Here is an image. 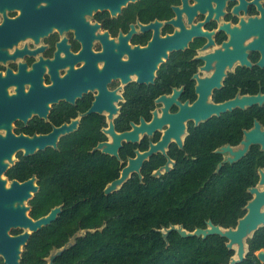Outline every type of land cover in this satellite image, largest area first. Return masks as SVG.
I'll return each instance as SVG.
<instances>
[{
	"label": "flooded vegetation",
	"instance_id": "obj_1",
	"mask_svg": "<svg viewBox=\"0 0 264 264\" xmlns=\"http://www.w3.org/2000/svg\"><path fill=\"white\" fill-rule=\"evenodd\" d=\"M57 8L49 0H0V264H55L84 234L43 256L36 236L45 227L32 231L23 223L53 210L36 217L34 201L39 171L63 147L126 166L167 139L145 163H175L173 151L184 150L189 137L194 146L225 139L218 153L248 142V153L262 151L264 0ZM199 101L244 105L199 122L175 118ZM107 144H120L117 155L104 151ZM252 188L264 186L259 180Z\"/></svg>",
	"mask_w": 264,
	"mask_h": 264
},
{
	"label": "trees",
	"instance_id": "obj_2",
	"mask_svg": "<svg viewBox=\"0 0 264 264\" xmlns=\"http://www.w3.org/2000/svg\"><path fill=\"white\" fill-rule=\"evenodd\" d=\"M191 141L189 137L181 152L173 151L176 162L169 172L154 176L166 162H146L142 177L133 174L112 194L105 189L120 177L126 162L106 156L92 161L76 146L56 151L49 169L45 164L39 171L42 191L34 201L35 216L56 207L62 212L37 234V249L48 255L83 231L55 264H231L236 250L227 247L226 238L165 232L173 226L188 232L207 229L210 221L235 229L253 199L249 189L260 180L264 153L253 148L230 163L217 152L225 139L195 146ZM246 245V257L238 264H263L257 253L264 250V226Z\"/></svg>",
	"mask_w": 264,
	"mask_h": 264
},
{
	"label": "water",
	"instance_id": "obj_3",
	"mask_svg": "<svg viewBox=\"0 0 264 264\" xmlns=\"http://www.w3.org/2000/svg\"><path fill=\"white\" fill-rule=\"evenodd\" d=\"M51 4H54L57 6L59 10L61 11H74V10H81V9H89L91 7H108L112 10H121V6L126 5L129 0H49ZM251 102H253L252 99H250ZM244 101H232L227 104L221 105V106H210L207 107L203 105V103H200V101L193 107V108H187L183 109L182 113L177 115L175 118L181 117V119L185 120L189 117H195L197 121H201L202 119H208L212 114H220L223 112H226L228 109H232L233 107H236L237 105L243 106ZM202 114V115H201ZM173 121H177L173 118ZM157 124V121L151 125V127H155ZM140 130V129H139ZM132 134H126V136H131ZM254 141H256V135H249ZM264 139V135H263ZM262 143V151H264V140L260 141ZM168 139L166 141L161 142L160 144L156 146H152L151 149L144 153L139 154V156L136 159L130 160L126 167L121 172V175L118 179L114 180L111 184L107 186L105 189L106 194H112L116 192L118 189H120L125 182H127L130 177L133 174H140V171L142 167L145 164V161L149 159L153 154L157 153L160 149L164 150L165 147L168 146ZM179 144L182 146L180 140ZM107 147L104 148L105 152L112 153L117 155V147L120 146H113L111 144H107ZM250 142L246 143L243 147L234 149L230 146L223 147L220 150V153L222 154H228V158L226 159L227 162L233 163L237 162L241 159H243L246 154L249 151ZM174 162L168 161V163L163 167L166 169V172H169L171 168L169 165ZM222 167V164L219 165V169ZM161 168L157 172L154 173V176H161ZM260 185L264 186V171L260 172ZM249 192L253 195V199L248 203L247 205V214L239 220L237 227L230 228V229H223L220 226L214 225L211 221L208 223L207 229H197L194 232H188L185 229H183L182 226L176 227L173 226L171 229H169L165 236L168 235L171 231H177L183 238H189V237H203L204 239L211 235H219L223 238H226L228 240L227 247L229 249H236V259L233 258L231 261V264H238L242 261H244L246 257V240L252 236L254 232H256L260 227L264 226V189L259 190L257 188L249 189ZM62 212L61 207L54 208L51 213L36 222H33L31 220H25L23 223L24 225L31 228L32 231H40L44 227L52 224L59 214ZM28 236V235H27ZM65 250V249H64ZM63 250V251H64ZM61 253H59L58 256H60ZM258 259L264 264V250H260L257 253Z\"/></svg>",
	"mask_w": 264,
	"mask_h": 264
},
{
	"label": "rangeland",
	"instance_id": "obj_4",
	"mask_svg": "<svg viewBox=\"0 0 264 264\" xmlns=\"http://www.w3.org/2000/svg\"><path fill=\"white\" fill-rule=\"evenodd\" d=\"M227 155H228V154H227ZM169 167L172 168V167H173V163H171V164L169 165ZM160 172H161V174H163V173L166 172V169L163 168ZM165 233H166V232H165ZM235 250H236V249H235ZM236 252H237V250H236ZM234 258L236 259L237 257L235 256Z\"/></svg>",
	"mask_w": 264,
	"mask_h": 264
}]
</instances>
